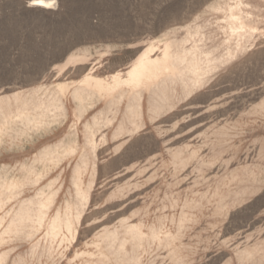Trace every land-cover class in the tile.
<instances>
[{
	"label": "rangeland",
	"instance_id": "obj_1",
	"mask_svg": "<svg viewBox=\"0 0 264 264\" xmlns=\"http://www.w3.org/2000/svg\"><path fill=\"white\" fill-rule=\"evenodd\" d=\"M0 0V264H264V0Z\"/></svg>",
	"mask_w": 264,
	"mask_h": 264
},
{
	"label": "snow or ice",
	"instance_id": "obj_2",
	"mask_svg": "<svg viewBox=\"0 0 264 264\" xmlns=\"http://www.w3.org/2000/svg\"><path fill=\"white\" fill-rule=\"evenodd\" d=\"M26 3L29 6V10L33 11V10H39L36 8L37 5H43L44 4V0H26ZM48 7H51L52 4H48Z\"/></svg>",
	"mask_w": 264,
	"mask_h": 264
},
{
	"label": "bare ground",
	"instance_id": "obj_3",
	"mask_svg": "<svg viewBox=\"0 0 264 264\" xmlns=\"http://www.w3.org/2000/svg\"><path fill=\"white\" fill-rule=\"evenodd\" d=\"M48 4H52V6L53 5H55L56 4V1L55 0H44V4H43V7H45V8H51V7H48L47 5Z\"/></svg>",
	"mask_w": 264,
	"mask_h": 264
}]
</instances>
